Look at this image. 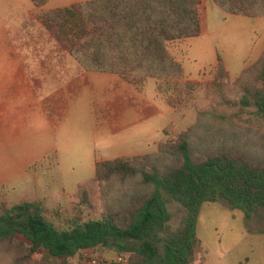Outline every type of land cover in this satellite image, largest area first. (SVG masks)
Masks as SVG:
<instances>
[{
    "label": "trees",
    "instance_id": "1",
    "mask_svg": "<svg viewBox=\"0 0 264 264\" xmlns=\"http://www.w3.org/2000/svg\"><path fill=\"white\" fill-rule=\"evenodd\" d=\"M31 1L42 6L48 0ZM212 1L226 13L264 16V0ZM200 2L85 0L47 11L42 19L51 29L59 25L61 47L83 70L117 73L138 89L152 77L158 96L178 109L201 84L185 77L169 43L199 35ZM214 73L206 89L218 92L228 76L220 57ZM237 85L240 103L253 106V114L264 122V47L241 70ZM208 113L200 111L199 118ZM197 123L158 142L153 153L95 161L94 176L77 186V200L59 226L46 219L41 201L0 203V261L44 264L45 249L70 264L82 248L112 246L118 253L130 252L129 260L103 259L104 264H191L200 243L196 226L203 202L224 199L246 218L264 208V157L224 144L200 145L194 139ZM97 192L103 208L89 216ZM173 201L182 206L175 228L168 223ZM58 213L56 208L60 218Z\"/></svg>",
    "mask_w": 264,
    "mask_h": 264
},
{
    "label": "rangeland",
    "instance_id": "2",
    "mask_svg": "<svg viewBox=\"0 0 264 264\" xmlns=\"http://www.w3.org/2000/svg\"><path fill=\"white\" fill-rule=\"evenodd\" d=\"M6 2L7 0H0V7H4ZM235 25L233 22L224 24L221 31L222 42L211 40L206 46L205 41H201L204 37H201L187 39L188 42L183 43L181 61L184 72L190 78L187 79L198 81L201 85L192 92L188 102L178 109L167 105L158 96L155 79L152 77L144 82L142 93L132 91L130 84L117 77L91 78L88 86H84L75 100L65 103L72 106L74 112L66 115L60 128L55 129L56 139L52 141V145L57 148L28 166L34 172L42 170V173L34 174L35 181L30 187L32 193H50L60 201L69 197L64 203L59 201L61 204H55L53 200L46 201L47 205H52L43 204L46 219L59 226L61 219L71 213L72 202L77 200V186L94 176L95 161L117 155L153 153L160 140L173 139L178 132L187 129L197 120L201 123H197V136L194 139L200 145L224 144L226 147L242 149L251 156L264 157V122L253 114V106H243L240 103L238 77L227 76L224 87L218 92L206 89V84L214 79L215 73L209 71L203 77V72L213 67L218 49L226 53L227 57L235 55L239 59L244 52L248 55L247 59H253L254 52L264 40V17L253 19L250 25L255 30L248 50L246 46L243 47L242 34L233 35ZM66 26L71 28L72 23L69 22ZM66 33L67 36L71 34L69 31ZM207 39L209 40L208 35ZM222 43H225V47ZM237 64L236 67H231V74L237 71ZM128 85L133 93L128 92ZM138 105L144 113L141 117L134 114L133 108ZM94 109H98L99 116L95 117ZM200 111L210 113L199 118ZM90 124L93 130L95 126L98 128L94 130V134L90 132ZM39 125H42V119L35 115V132ZM35 138L38 141L35 143L40 144L41 137L37 135ZM112 190H115V186ZM46 197L37 200L43 203ZM13 199L8 192L0 191V203L11 205L16 203ZM102 205L103 201L97 192L94 208L89 216L99 215ZM56 208L60 218L54 214ZM168 211V223L175 228L179 224L182 206L175 201L169 202ZM196 234L200 243L191 264H264L262 207L250 218H246L240 209L230 208L224 199L203 202L197 219ZM95 252L106 261L114 260L118 254V250L112 246H98ZM0 264H8L7 257H3Z\"/></svg>",
    "mask_w": 264,
    "mask_h": 264
},
{
    "label": "crops",
    "instance_id": "3",
    "mask_svg": "<svg viewBox=\"0 0 264 264\" xmlns=\"http://www.w3.org/2000/svg\"><path fill=\"white\" fill-rule=\"evenodd\" d=\"M80 1L85 0H48L42 6H35L31 0H7L4 7H0V191L8 192L11 197H14L15 202H19V199L39 200L47 196L45 202L42 200V204L52 206L47 205L46 201L53 200L55 204H61L69 199L68 197L60 201L50 193H32L30 187L35 179L34 174H40L42 170L34 172L28 166L34 160L41 159L55 151L57 146L52 145V141L56 139L55 129L60 128V123L66 115L74 112L71 109L72 106L65 105V103L75 100L84 86H88L91 78L117 77L125 81L117 73L83 70L68 50L61 47L60 38L56 34L60 31L59 25L51 29L43 21L42 16L45 12L67 8ZM199 14V35L169 43L170 52L179 61L182 60L181 56L184 52L182 45L188 42L187 39L204 37L201 41L202 43L205 41L206 46L211 40L222 42L223 26L230 22L236 24L233 35L242 34L243 47L246 46L248 50L253 30H255L250 25L253 19L264 17L226 13L212 0H201ZM76 29L73 28L72 32ZM224 44L222 43V46ZM263 47L264 40L254 52L252 60L247 59L248 55L244 52L238 59L234 57L235 55L227 57L226 53L218 49L215 53L213 67L204 71L203 77L209 71L214 73L218 57H220L228 76L236 78L244 67L259 57ZM236 63H238L237 71L231 74V67H236ZM181 64L184 69L182 61ZM185 77L189 78L186 74ZM125 82L133 87L132 91L143 92L142 88L138 89L134 84ZM126 87L129 93H133L129 85ZM137 102L140 103L138 98ZM133 109H135L136 116L144 115L141 106L138 105ZM94 113L95 117L99 116L98 109H94ZM35 115L42 119V125H39L36 132L34 129ZM89 128L91 134L98 129L95 126L93 130L91 124ZM37 135L41 137L40 144L35 143L38 142L35 138ZM17 191H22V193H16ZM42 262L44 264H67L64 259L50 255L45 249Z\"/></svg>",
    "mask_w": 264,
    "mask_h": 264
},
{
    "label": "built area",
    "instance_id": "4",
    "mask_svg": "<svg viewBox=\"0 0 264 264\" xmlns=\"http://www.w3.org/2000/svg\"><path fill=\"white\" fill-rule=\"evenodd\" d=\"M130 252H120L114 258V261L126 263L129 260ZM71 264H104V260L95 252V248L85 247L78 251Z\"/></svg>",
    "mask_w": 264,
    "mask_h": 264
}]
</instances>
